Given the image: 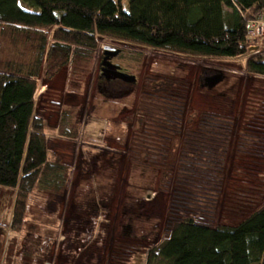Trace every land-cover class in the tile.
<instances>
[{
  "label": "rangeland",
  "instance_id": "rangeland-1",
  "mask_svg": "<svg viewBox=\"0 0 264 264\" xmlns=\"http://www.w3.org/2000/svg\"><path fill=\"white\" fill-rule=\"evenodd\" d=\"M250 43L235 58L107 37L63 49L49 30L41 55L39 35L0 25V74L42 58L34 115L49 156L66 166L59 190L32 192L18 230L16 192L0 187V264H147L186 215L235 225L262 207L264 76L246 61L264 53V31ZM105 47L133 82L101 76ZM65 111L72 137L57 133Z\"/></svg>",
  "mask_w": 264,
  "mask_h": 264
},
{
  "label": "trees",
  "instance_id": "trees-1",
  "mask_svg": "<svg viewBox=\"0 0 264 264\" xmlns=\"http://www.w3.org/2000/svg\"><path fill=\"white\" fill-rule=\"evenodd\" d=\"M259 14L264 0H0V25L39 35L41 55L51 30L56 43H63L53 46L63 49H95L98 38L107 37L235 58L249 49V23ZM41 59L32 71L0 74V187L16 192L14 230L22 226L34 190L57 191L65 182L66 166L49 156L42 118L34 115ZM246 70L264 76V53L249 57ZM70 120L67 111L61 113L60 137L73 136ZM147 264H264V205L235 225L209 226L186 215L150 247Z\"/></svg>",
  "mask_w": 264,
  "mask_h": 264
},
{
  "label": "flooded vegetation",
  "instance_id": "flooded-vegetation-1",
  "mask_svg": "<svg viewBox=\"0 0 264 264\" xmlns=\"http://www.w3.org/2000/svg\"><path fill=\"white\" fill-rule=\"evenodd\" d=\"M104 54L102 55L103 58ZM112 58H109V62L112 64ZM101 76H103L104 78H106V80L111 81V82H125V83H129V81H133L134 79L130 80L129 78H124L122 75V71L118 70V68H116V66L113 64V66H106L104 67V69H102L101 67ZM126 74V73H124Z\"/></svg>",
  "mask_w": 264,
  "mask_h": 264
},
{
  "label": "built area",
  "instance_id": "built-area-1",
  "mask_svg": "<svg viewBox=\"0 0 264 264\" xmlns=\"http://www.w3.org/2000/svg\"><path fill=\"white\" fill-rule=\"evenodd\" d=\"M264 14H261L262 16ZM250 30L248 32V40L255 39V37H259L264 31V23L260 18H256L255 20L250 21Z\"/></svg>",
  "mask_w": 264,
  "mask_h": 264
},
{
  "label": "water",
  "instance_id": "water-1",
  "mask_svg": "<svg viewBox=\"0 0 264 264\" xmlns=\"http://www.w3.org/2000/svg\"><path fill=\"white\" fill-rule=\"evenodd\" d=\"M104 50H105V53H104V56L101 62L102 69H104V67L106 66H113V64L109 62V58L116 55V52H110L111 49L109 47H105ZM122 75L124 78H127V79L129 78L130 80L134 79V77L131 75L124 74V73H122Z\"/></svg>",
  "mask_w": 264,
  "mask_h": 264
}]
</instances>
